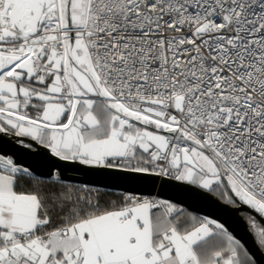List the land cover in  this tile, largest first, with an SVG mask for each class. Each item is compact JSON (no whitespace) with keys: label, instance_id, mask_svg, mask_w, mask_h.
Returning <instances> with one entry per match:
<instances>
[{"label":"snow or ice","instance_id":"6c2138e0","mask_svg":"<svg viewBox=\"0 0 264 264\" xmlns=\"http://www.w3.org/2000/svg\"><path fill=\"white\" fill-rule=\"evenodd\" d=\"M0 264H264V0H0Z\"/></svg>","mask_w":264,"mask_h":264},{"label":"water","instance_id":"95a60500","mask_svg":"<svg viewBox=\"0 0 264 264\" xmlns=\"http://www.w3.org/2000/svg\"><path fill=\"white\" fill-rule=\"evenodd\" d=\"M29 162H32V161H29ZM39 166L41 167L42 171H46V165L43 162H41ZM68 174L70 176L76 177L77 180L83 181V182H86L89 179H93L92 177L86 176L83 173L69 172ZM197 207L200 209L202 214H215L217 216H225L227 218L232 219L234 221V223H236L238 225L241 233L245 236V238L250 240V238L247 237V234L243 232V227H244L243 221H240L238 219L235 210L230 209V208H226L223 206L217 207L215 205L208 204V203L199 204ZM193 210H195V209H193ZM247 211H248L247 209H244V212H247Z\"/></svg>","mask_w":264,"mask_h":264}]
</instances>
